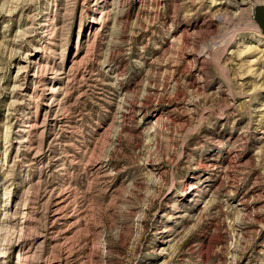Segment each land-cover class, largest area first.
Wrapping results in <instances>:
<instances>
[{"label":"rangeland","instance_id":"374dc122","mask_svg":"<svg viewBox=\"0 0 264 264\" xmlns=\"http://www.w3.org/2000/svg\"><path fill=\"white\" fill-rule=\"evenodd\" d=\"M259 3L0 0V264H264Z\"/></svg>","mask_w":264,"mask_h":264},{"label":"water","instance_id":"95a60500","mask_svg":"<svg viewBox=\"0 0 264 264\" xmlns=\"http://www.w3.org/2000/svg\"><path fill=\"white\" fill-rule=\"evenodd\" d=\"M253 18L258 27L264 32V4H255L253 7Z\"/></svg>","mask_w":264,"mask_h":264},{"label":"built area","instance_id":"2783aa9c","mask_svg":"<svg viewBox=\"0 0 264 264\" xmlns=\"http://www.w3.org/2000/svg\"><path fill=\"white\" fill-rule=\"evenodd\" d=\"M231 4L243 5L248 2V0H228Z\"/></svg>","mask_w":264,"mask_h":264},{"label":"bare ground","instance_id":"6f19581e","mask_svg":"<svg viewBox=\"0 0 264 264\" xmlns=\"http://www.w3.org/2000/svg\"><path fill=\"white\" fill-rule=\"evenodd\" d=\"M243 9V8H242ZM244 10V9H243ZM245 11V10H244ZM95 252H102L101 249L94 250Z\"/></svg>","mask_w":264,"mask_h":264}]
</instances>
